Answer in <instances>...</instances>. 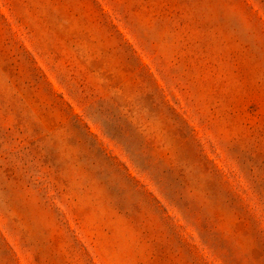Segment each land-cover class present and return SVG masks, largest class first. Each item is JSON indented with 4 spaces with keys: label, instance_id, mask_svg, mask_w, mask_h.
Instances as JSON below:
<instances>
[{
    "label": "rangeland",
    "instance_id": "1",
    "mask_svg": "<svg viewBox=\"0 0 264 264\" xmlns=\"http://www.w3.org/2000/svg\"><path fill=\"white\" fill-rule=\"evenodd\" d=\"M0 264H264V0H0Z\"/></svg>",
    "mask_w": 264,
    "mask_h": 264
}]
</instances>
